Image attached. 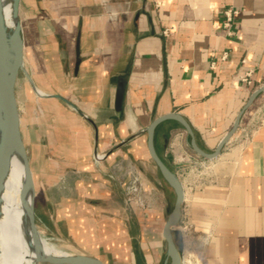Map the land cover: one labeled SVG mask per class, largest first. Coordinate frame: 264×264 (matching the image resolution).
Returning <instances> with one entry per match:
<instances>
[{"label":"crops","instance_id":"0c3cea01","mask_svg":"<svg viewBox=\"0 0 264 264\" xmlns=\"http://www.w3.org/2000/svg\"><path fill=\"white\" fill-rule=\"evenodd\" d=\"M22 3L35 19L24 37L31 101L23 106L17 88L16 95L36 215L79 254L106 264H168L157 232L161 214L149 219L126 204L128 172L147 179L144 131L170 113L190 123L205 152H215L264 86V0ZM230 7L240 13L232 38L221 30V13ZM249 70L253 87L240 81ZM263 101L260 95L245 112L220 156L204 160L202 178L184 174L186 161L203 159L184 128L167 121L156 131L157 153L184 188L180 221L202 236L200 264H264ZM24 155L21 147L31 210Z\"/></svg>","mask_w":264,"mask_h":264},{"label":"water","instance_id":"95a60500","mask_svg":"<svg viewBox=\"0 0 264 264\" xmlns=\"http://www.w3.org/2000/svg\"><path fill=\"white\" fill-rule=\"evenodd\" d=\"M20 6H21V0H15L14 13L17 18H19ZM5 32L6 30L3 21L0 18V88L2 87L1 86L2 83L5 85L4 88L2 89L3 100L0 103L4 112L2 138L0 141V184L3 179L4 172L6 170V167L8 165L10 156L14 148L16 147L17 144L21 143L23 145L26 154V162H25L26 175L31 192L32 216L29 215L30 228L33 232L34 235L33 238L36 241V245L39 248H44L41 235L39 234L40 231L38 230V227L36 225V213H35L36 189L30 168V162H29L27 150L21 133L20 114H19L18 101L16 95L17 82L20 73L21 72L26 73L24 67V37L22 35V30L21 33L20 32L17 33L18 43L15 54V61H14L13 69L8 79H6L1 73L5 69V59L10 49L9 41L5 37ZM33 88L39 97H44V95L40 94V91L37 88H35L34 86ZM262 94H264V86L253 92L246 106L238 114L232 129L221 140L215 152L213 153L205 152L198 145L192 126L182 115L178 113H170L165 116H161L157 118L144 131L147 134V148L150 159L155 164L162 179L173 190L175 195L174 207L170 215L168 216V219L162 231V237L166 243V255H167L168 264H182L183 261V247L181 244L178 245L177 240L179 233L176 230V227L178 226L181 219L182 208L185 202V192L177 174L157 153L155 147V136L158 127L162 123L167 121H175L179 123L184 128L189 138L188 143L192 151L197 156L203 159L214 160L220 156L224 146L231 140V138L237 132L245 112L254 105L258 97ZM38 264H106V263L96 257L88 256L85 254H78L69 257L47 256L40 258L38 260Z\"/></svg>","mask_w":264,"mask_h":264},{"label":"bare ground","instance_id":"6f19581e","mask_svg":"<svg viewBox=\"0 0 264 264\" xmlns=\"http://www.w3.org/2000/svg\"><path fill=\"white\" fill-rule=\"evenodd\" d=\"M15 0H0V18L5 27V37L9 41V52L5 59V69L1 73L8 79L14 65L17 50V33H21L19 18L14 13ZM25 56V55H24ZM0 88V103L3 100ZM40 94L44 95L40 92ZM4 122V112L0 104V141ZM23 145L14 148L3 179L0 184V264H38V260L47 256L69 257L74 254L51 243L41 233L44 248H39L30 228V214L23 201L20 150ZM24 150V148H23ZM25 154V150H24ZM25 162H26V154Z\"/></svg>","mask_w":264,"mask_h":264},{"label":"built area","instance_id":"2783aa9c","mask_svg":"<svg viewBox=\"0 0 264 264\" xmlns=\"http://www.w3.org/2000/svg\"><path fill=\"white\" fill-rule=\"evenodd\" d=\"M239 11L230 7L225 9L221 13V30H223L227 37L232 38L234 36L233 27L239 17ZM115 15V14H114ZM167 34V32H166ZM222 60H227V54L222 57ZM215 65V64H214ZM255 71L249 70L240 76V81L247 87L254 86ZM264 96V94H262ZM261 95V96H262ZM258 125L264 124V101L260 106V116L257 122ZM106 155L96 154L95 160L97 162L104 161ZM204 160L202 161H186L187 169L183 170L187 176H194L195 178L204 177ZM128 184L124 190V196L126 204L134 210L140 211L145 215L152 213L151 200L154 197L156 188L152 186L145 176L137 171L130 170L128 172ZM176 230L182 239L181 245L183 247V261L182 264H200L203 256L202 252L197 248L199 242H201L202 236L193 228L191 222L188 219H182Z\"/></svg>","mask_w":264,"mask_h":264},{"label":"rangeland","instance_id":"374dc122","mask_svg":"<svg viewBox=\"0 0 264 264\" xmlns=\"http://www.w3.org/2000/svg\"><path fill=\"white\" fill-rule=\"evenodd\" d=\"M28 11L25 8V5H23V3L20 6V11H19V21H20V26H22V35L23 37H25L26 33V27L29 26V22H32L33 17L30 16V14L27 13ZM36 46H40V42H36ZM17 92L19 95V99L20 102L23 106L28 105L31 101L30 97L32 95L29 85H28V81L27 78L25 76L24 72L20 73L18 82H17ZM38 98H40L39 96H37ZM145 175L147 177V179L156 186V191H155V197L152 198L151 200V205H152V213H150L149 215H147V218L152 219V217L158 213L161 214L162 217V222L158 228V234L160 236H162V231L165 225V222L168 219V216L170 215L173 207H174V202H175V195L173 190L167 185V183H165L161 177V175L159 174V171L157 170L155 164L153 163V161H151V164L149 166L146 167V171H145ZM22 192V196H23V201L24 204L27 208L28 213L30 214V196L28 191L26 190V194ZM36 213V212H35ZM36 225L38 227V230L40 231V233L46 238L48 239L51 243L57 245L58 247L62 248L63 250L69 251L71 253H73L74 255H78L79 253L72 248L71 246H69L68 244L61 242L60 240H58L54 234L52 233L51 228L45 223V221H43L40 217H38L36 215ZM179 240H177L178 245L181 244L182 239L179 236ZM164 250H166V243L164 241ZM162 262L164 261H159L158 264H162Z\"/></svg>","mask_w":264,"mask_h":264},{"label":"trees","instance_id":"16d2710c","mask_svg":"<svg viewBox=\"0 0 264 264\" xmlns=\"http://www.w3.org/2000/svg\"><path fill=\"white\" fill-rule=\"evenodd\" d=\"M164 181V180H163ZM165 182V181H164ZM166 183V182H165Z\"/></svg>","mask_w":264,"mask_h":264}]
</instances>
